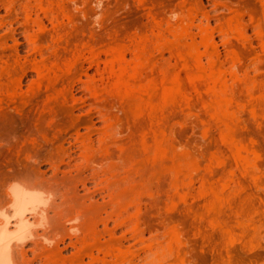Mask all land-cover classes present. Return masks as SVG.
<instances>
[{
  "label": "rangeland",
  "instance_id": "obj_1",
  "mask_svg": "<svg viewBox=\"0 0 264 264\" xmlns=\"http://www.w3.org/2000/svg\"><path fill=\"white\" fill-rule=\"evenodd\" d=\"M12 180L18 264H264V0H0Z\"/></svg>",
  "mask_w": 264,
  "mask_h": 264
},
{
  "label": "bare ground",
  "instance_id": "obj_2",
  "mask_svg": "<svg viewBox=\"0 0 264 264\" xmlns=\"http://www.w3.org/2000/svg\"><path fill=\"white\" fill-rule=\"evenodd\" d=\"M171 92H167V95ZM16 180L3 183L4 188L2 185L0 189V195H3L0 206V264H18V258L24 255L25 247L36 244L39 237L32 227L34 222L43 220L50 207L49 200L42 197L38 187L20 184Z\"/></svg>",
  "mask_w": 264,
  "mask_h": 264
}]
</instances>
